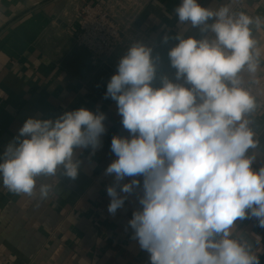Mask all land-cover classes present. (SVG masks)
I'll list each match as a JSON object with an SVG mask.
<instances>
[{
  "label": "clouds",
  "instance_id": "obj_1",
  "mask_svg": "<svg viewBox=\"0 0 264 264\" xmlns=\"http://www.w3.org/2000/svg\"><path fill=\"white\" fill-rule=\"evenodd\" d=\"M174 12L179 25L201 33L186 37L187 28L172 37L174 78L152 47L136 41L107 83L104 98L116 102L128 133L111 139L116 159L105 170L114 177L107 210L123 208L142 177L141 207L128 223L150 264H260L232 229L248 218L264 228V164L253 167L260 142L250 119L258 107L251 85L259 83L264 59V17L199 0H181ZM105 119L84 107L55 119L28 118L0 156L2 186L32 197L41 177L77 179L79 154L102 147ZM52 189L40 183V198Z\"/></svg>",
  "mask_w": 264,
  "mask_h": 264
},
{
  "label": "crops",
  "instance_id": "obj_2",
  "mask_svg": "<svg viewBox=\"0 0 264 264\" xmlns=\"http://www.w3.org/2000/svg\"><path fill=\"white\" fill-rule=\"evenodd\" d=\"M238 1L243 10L264 17L261 0H199L217 9ZM77 0H0V156L18 135L28 118L55 119L81 107L106 115V133L95 155L84 150L77 179L60 176L51 181L39 178L37 194L29 197L9 192L0 181V264H150L149 253L133 238L129 225L133 212L141 207V187L127 196L115 215L108 212L111 198L105 188L114 182L105 175L116 159L111 152L114 135L127 136L116 102L105 99L107 83L117 63L133 42L153 48L161 57L162 70L174 78L168 50L185 36L201 37L199 28L179 25L174 9L181 0H151L137 18L135 36H125L114 52L91 64L88 53L76 47L75 7ZM170 37L163 43V37ZM260 45L264 47V33ZM264 72V59L261 71ZM247 79V76H246ZM182 82V81H181ZM260 142L258 169L264 164V110L250 117ZM125 178L122 183H127ZM53 185L47 198L39 196V185ZM119 191V188L117 189ZM121 195H124L121 193ZM233 236H243L264 264V228L254 218L238 220Z\"/></svg>",
  "mask_w": 264,
  "mask_h": 264
},
{
  "label": "built area",
  "instance_id": "obj_3",
  "mask_svg": "<svg viewBox=\"0 0 264 264\" xmlns=\"http://www.w3.org/2000/svg\"><path fill=\"white\" fill-rule=\"evenodd\" d=\"M77 1L74 42L76 47L88 53L90 63L96 64L110 56L125 36L136 35L137 18L151 0ZM241 7L240 1L232 6L234 11H239ZM258 79L259 83L251 85V90L257 97V108L264 110V72L258 75Z\"/></svg>",
  "mask_w": 264,
  "mask_h": 264
}]
</instances>
